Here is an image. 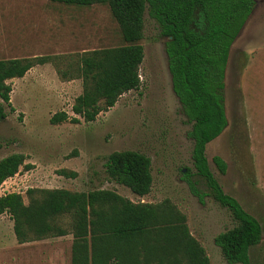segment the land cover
Listing matches in <instances>:
<instances>
[{"label": "rangeland", "instance_id": "1", "mask_svg": "<svg viewBox=\"0 0 264 264\" xmlns=\"http://www.w3.org/2000/svg\"><path fill=\"white\" fill-rule=\"evenodd\" d=\"M254 2L226 68L228 126L208 143L206 155L225 192L260 221L263 238L251 247L250 264H264V0ZM140 43L144 59L139 88L123 93L93 122L52 124L50 118L58 111L74 115L72 105L83 92L82 78L74 75L80 56L123 44L119 24L107 4L0 0V59L50 58L25 76L9 80L13 89L11 106L5 105L7 116L0 123V159L23 153L34 167H22L5 180L0 195L18 192L27 203L29 189L87 193L106 189L136 203L169 200L186 216L190 233L205 248L210 264H231L215 237L236 221L196 173L193 140L187 134L192 124L173 90L165 39L148 9ZM127 149L151 158L153 183L145 196L107 173L109 154ZM216 155L228 164L225 174L213 162ZM187 169L190 175H185ZM60 222L69 230L67 235L20 243L10 215H1L0 264H72L71 216H62Z\"/></svg>", "mask_w": 264, "mask_h": 264}, {"label": "trees", "instance_id": "2", "mask_svg": "<svg viewBox=\"0 0 264 264\" xmlns=\"http://www.w3.org/2000/svg\"><path fill=\"white\" fill-rule=\"evenodd\" d=\"M66 5L107 4L119 24L123 44L95 49L80 56L78 74L83 92L72 105L74 115L61 110L50 122H93L113 107L121 95L139 88V68L144 59L146 9L165 39L172 86L183 112L192 124V157L197 175L210 195L231 212L236 224L215 237L231 264H250V249L263 238L260 221L240 201L225 192L211 169L206 148L228 126L225 73L231 47L251 15L254 0H51ZM48 56L0 59V123L11 106L12 85ZM64 76L66 71H62ZM23 153L0 159V185L22 167L31 169ZM213 162L222 174L228 164L219 155ZM107 173L117 183L139 195L152 188L151 158L135 150L109 154ZM75 177V171H63ZM185 175H190L187 169ZM197 193V192H196ZM22 194L0 195V216L9 214L20 243L65 236L60 219L71 216L72 264H210L205 248L190 233L186 216L169 200L159 204L133 202L115 191L98 189H29ZM201 200L202 196H200Z\"/></svg>", "mask_w": 264, "mask_h": 264}]
</instances>
